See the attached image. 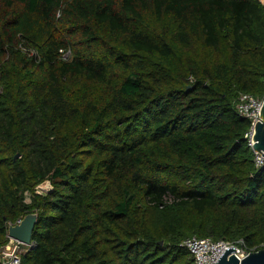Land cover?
<instances>
[{
  "label": "trees",
  "instance_id": "obj_1",
  "mask_svg": "<svg viewBox=\"0 0 264 264\" xmlns=\"http://www.w3.org/2000/svg\"><path fill=\"white\" fill-rule=\"evenodd\" d=\"M240 93L264 97L260 0H0V247L35 213L20 264L264 248Z\"/></svg>",
  "mask_w": 264,
  "mask_h": 264
},
{
  "label": "built area",
  "instance_id": "obj_2",
  "mask_svg": "<svg viewBox=\"0 0 264 264\" xmlns=\"http://www.w3.org/2000/svg\"><path fill=\"white\" fill-rule=\"evenodd\" d=\"M69 53V51L62 52V59L67 60ZM263 99L264 97L258 99L249 94L240 93L234 104L237 114L249 121V127L244 134V138L247 139L251 149L255 126L257 122L260 121ZM254 155L256 166L261 165L264 157L258 155L256 152H254ZM20 220L21 219H18L15 223H9L8 225L17 224ZM6 238L8 241L0 247V264H20L22 255L30 250L34 246V243L30 242L29 244H24L18 240L9 238L7 233ZM183 246L187 248L192 256V264H215L224 250L228 248H233L235 252H232V254L238 260L246 257L252 252V250L246 247L242 239L231 242L224 240L213 241L210 238L191 237L183 241Z\"/></svg>",
  "mask_w": 264,
  "mask_h": 264
},
{
  "label": "water",
  "instance_id": "obj_3",
  "mask_svg": "<svg viewBox=\"0 0 264 264\" xmlns=\"http://www.w3.org/2000/svg\"><path fill=\"white\" fill-rule=\"evenodd\" d=\"M252 150L258 155L264 157V99L260 111V121H258L255 126ZM17 157L18 155H15V158ZM37 188L44 193H49L53 189L48 180L40 183ZM36 221L37 215L35 213L24 216L19 223L8 225L6 231L7 236L24 244H29L31 242V235ZM232 252H235L233 251V248L224 250L215 264H264V248L252 251L240 260H238Z\"/></svg>",
  "mask_w": 264,
  "mask_h": 264
},
{
  "label": "rangeland",
  "instance_id": "obj_4",
  "mask_svg": "<svg viewBox=\"0 0 264 264\" xmlns=\"http://www.w3.org/2000/svg\"><path fill=\"white\" fill-rule=\"evenodd\" d=\"M261 1V0H260ZM262 2V1H261ZM263 3V2H262ZM264 4V3H263ZM36 190H37V192H39V193H44V192H42L41 190H39L38 188H36ZM26 196H27V198H26V200H28L29 198H28V194H26Z\"/></svg>",
  "mask_w": 264,
  "mask_h": 264
},
{
  "label": "bare ground",
  "instance_id": "obj_5",
  "mask_svg": "<svg viewBox=\"0 0 264 264\" xmlns=\"http://www.w3.org/2000/svg\"><path fill=\"white\" fill-rule=\"evenodd\" d=\"M264 3V0H261Z\"/></svg>",
  "mask_w": 264,
  "mask_h": 264
}]
</instances>
